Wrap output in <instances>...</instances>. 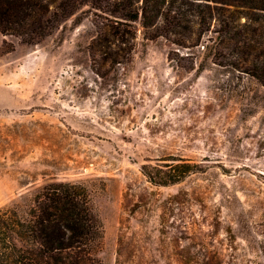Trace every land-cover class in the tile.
<instances>
[{
    "label": "rangeland",
    "instance_id": "obj_1",
    "mask_svg": "<svg viewBox=\"0 0 264 264\" xmlns=\"http://www.w3.org/2000/svg\"><path fill=\"white\" fill-rule=\"evenodd\" d=\"M198 1L132 22L122 64L90 17L34 44L0 34V207L80 182L102 264H264V87L246 72L264 60V11ZM181 160L192 171L169 185L141 170Z\"/></svg>",
    "mask_w": 264,
    "mask_h": 264
},
{
    "label": "trees",
    "instance_id": "obj_2",
    "mask_svg": "<svg viewBox=\"0 0 264 264\" xmlns=\"http://www.w3.org/2000/svg\"><path fill=\"white\" fill-rule=\"evenodd\" d=\"M166 1L0 0V34L34 44L52 34L71 16L77 24L84 17H90L97 30L96 38L102 42L112 40L119 47L111 59L122 64L130 56L131 50L128 52L121 42L126 44L134 37L131 23L141 19L145 29L155 24L154 19L163 14L160 12ZM238 1L237 7L264 11V0ZM174 3L175 0H168L166 9H171ZM169 15L164 13L165 17ZM203 22L204 18L200 24ZM153 36L144 31V37ZM174 43L178 47L183 44L177 40ZM173 55L177 53L169 51L168 59H173ZM256 60V57L250 60L246 72L264 87V60ZM194 67L190 64L187 69ZM141 170L151 183L169 185L181 181L192 168L181 160L161 167L144 163ZM102 238V221L87 186L80 182L44 180L31 192L20 194L19 199L0 207V264H102L98 256Z\"/></svg>",
    "mask_w": 264,
    "mask_h": 264
},
{
    "label": "crops",
    "instance_id": "obj_3",
    "mask_svg": "<svg viewBox=\"0 0 264 264\" xmlns=\"http://www.w3.org/2000/svg\"><path fill=\"white\" fill-rule=\"evenodd\" d=\"M3 36V35H2Z\"/></svg>",
    "mask_w": 264,
    "mask_h": 264
}]
</instances>
